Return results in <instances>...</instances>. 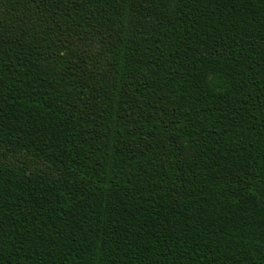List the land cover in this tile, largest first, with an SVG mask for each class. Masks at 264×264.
<instances>
[{
	"label": "trees",
	"instance_id": "16d2710c",
	"mask_svg": "<svg viewBox=\"0 0 264 264\" xmlns=\"http://www.w3.org/2000/svg\"><path fill=\"white\" fill-rule=\"evenodd\" d=\"M0 264H264V0H0Z\"/></svg>",
	"mask_w": 264,
	"mask_h": 264
}]
</instances>
